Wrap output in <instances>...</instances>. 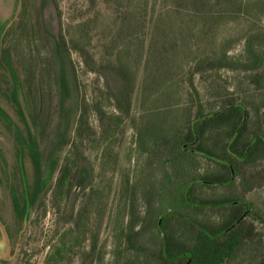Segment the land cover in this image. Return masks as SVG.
Masks as SVG:
<instances>
[{
	"label": "rangeland",
	"instance_id": "1",
	"mask_svg": "<svg viewBox=\"0 0 264 264\" xmlns=\"http://www.w3.org/2000/svg\"><path fill=\"white\" fill-rule=\"evenodd\" d=\"M9 35L44 111L46 185L23 225L0 168L1 264H170L155 228L164 212L210 229L244 215L245 239L224 264H264V0H19ZM230 105L189 143L209 155H182L175 142L196 115ZM0 106L20 125L2 93ZM0 147L12 166L1 123ZM68 155L71 188L59 198ZM167 227L175 245L193 244L195 228Z\"/></svg>",
	"mask_w": 264,
	"mask_h": 264
},
{
	"label": "trees",
	"instance_id": "2",
	"mask_svg": "<svg viewBox=\"0 0 264 264\" xmlns=\"http://www.w3.org/2000/svg\"><path fill=\"white\" fill-rule=\"evenodd\" d=\"M18 2L19 0H0V93L13 106L14 113L21 125L20 127L0 106V123L13 141L15 156L14 164L11 166L0 147V168L2 172L1 181L8 191L14 216L18 217L19 214L27 211L26 220L23 223L25 225L39 195L45 190L46 183L42 181L43 170L40 149V138L45 131V126L43 108L37 104L35 98H32L31 85L24 87V83L14 68L11 51L7 44L10 37L9 24L15 15ZM161 16L159 15L158 21H161ZM155 36V34L152 35L151 44H155ZM162 38L163 42L168 41L174 47H177V44L166 33H163ZM149 56H151V53ZM150 59V57L146 59V70L147 66L152 63ZM232 106L223 107L206 116L199 115V112L187 133L178 142L173 141L181 154L189 155L201 152L209 155V152H203L200 146L196 151L190 149L189 143L200 142L202 136L201 123L204 124L206 120H211L217 115L232 111ZM188 151L191 153L188 154ZM69 158L71 157L68 155L63 159V166L59 169L55 180L54 196L59 198L70 192V169L74 165ZM27 165L31 170V180L28 178ZM184 198L187 201L191 200L189 194ZM246 213L248 212L246 211ZM243 216H233L226 219L217 228L210 229L195 219L184 217L175 212L161 213L155 221V228L160 236L159 253L163 260L166 261L167 259L170 264H224L231 262L245 239V230L241 225ZM175 219L195 228V240L190 247L175 245L169 235L167 222ZM23 225L20 224L19 229H17L19 234L23 230Z\"/></svg>",
	"mask_w": 264,
	"mask_h": 264
},
{
	"label": "flooded vegetation",
	"instance_id": "3",
	"mask_svg": "<svg viewBox=\"0 0 264 264\" xmlns=\"http://www.w3.org/2000/svg\"><path fill=\"white\" fill-rule=\"evenodd\" d=\"M3 239H4V242H3ZM0 242H1V246H3V247H5V254L4 255H0V264L2 263V262H4L3 260L5 259L4 258V256L6 255V253L8 254V253H10V249H9V245H8V243L10 242V241H8V243L6 242V240H5V238L3 237V235L1 234V230H0ZM8 245V247H7V249H6V246Z\"/></svg>",
	"mask_w": 264,
	"mask_h": 264
}]
</instances>
